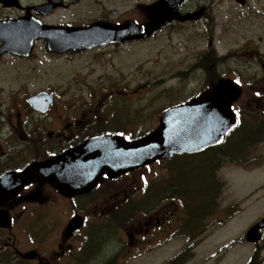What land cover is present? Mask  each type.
<instances>
[{"label":"flooded vegetation","instance_id":"af4514ba","mask_svg":"<svg viewBox=\"0 0 264 264\" xmlns=\"http://www.w3.org/2000/svg\"><path fill=\"white\" fill-rule=\"evenodd\" d=\"M12 1L14 3L9 5L10 0H0L2 9H12L0 17L2 60L9 55L25 61L34 57L38 50L47 54L42 53L45 58L49 54L61 56L63 64L68 66L74 63L72 58L78 54L112 46V59L117 57L114 53L117 48H124L116 62L129 69L131 63L125 53L127 47L133 43H143L138 40H151L170 25L181 24L173 27L178 29V37H200L196 51L201 63L199 69L206 79L210 78L207 60L212 50L242 48L239 44L242 41V30L252 34L258 20H264V0H170L173 9L171 19L164 20L151 37L144 38L142 35L146 33L145 26L149 22L147 12L144 20L138 17L131 19L116 10H103L85 23H56L50 17L53 11L67 6L66 0L55 1L59 3L55 8L52 0H40L37 3ZM164 7L171 10V3ZM34 24L63 26L65 32L42 34L32 29ZM95 24L108 29L130 25H134V28L133 32L127 28L123 32L98 33L94 39H88L92 34H84L77 38L86 39L81 43H65L66 39H76L78 35L74 33L69 38L67 30L73 33L74 28ZM2 25L9 29L2 31ZM24 28L30 31L26 32ZM51 41L63 44L58 42L61 46L53 47ZM252 41L253 38H249L246 43ZM37 45L41 47L36 49ZM190 50L195 51L193 47L181 44L179 57L188 56ZM226 55L222 53L216 56L220 59ZM43 61V58L40 59V62ZM26 63L30 66V62ZM31 69L24 70L21 76L24 80L34 78V67ZM28 72L32 75L25 78ZM47 73L42 74V77H48ZM127 80V74L122 70L116 75L101 78L109 86L86 82V90H75L69 85L67 90L61 91L43 81L42 87L35 91L27 90L19 94L10 92L8 95L0 93V264H125L132 252L125 251L115 243L114 237L118 232L121 231V236L129 239L134 249H139L143 244L140 235L146 237L164 233L168 239L191 223L193 218L189 216L185 202L191 203L193 198L188 193H178L172 184L153 189L148 179L153 163L122 173L102 170L85 185L92 188L87 191L82 189L83 186L64 191V187L52 178L51 173L56 174L52 169L57 165L62 167L70 182L78 177V172L85 173L87 161L75 157L83 153V146L90 140L119 137L123 145L124 141L135 142L148 135L147 111L151 110L148 103L152 100L146 99L144 103L134 101L136 97L141 98V92L147 98L146 80L141 82L142 85L129 90L125 89ZM24 85L27 88V84ZM160 92L150 98H156ZM150 117H158L156 109L151 111ZM159 121L160 118H157L155 128ZM63 156V160H56ZM176 158L155 162L170 163ZM51 163H55L52 168H44ZM35 166L43 170L29 173ZM15 175L19 176L22 184L13 190L15 184L9 188L13 181L7 176ZM130 211H142L146 218L144 224L139 223L133 230H121L120 226L129 218ZM3 214L6 220H3ZM76 217L82 225L67 235L66 228ZM182 221L186 224L180 227ZM204 228L199 232L204 231ZM191 230L190 225L188 231ZM54 231L56 238L50 241L49 237ZM190 237H194V231ZM110 242L112 249L105 255L104 250ZM179 255L187 257L185 251ZM100 256L101 259H98Z\"/></svg>","mask_w":264,"mask_h":264},{"label":"rangeland","instance_id":"374dc122","mask_svg":"<svg viewBox=\"0 0 264 264\" xmlns=\"http://www.w3.org/2000/svg\"><path fill=\"white\" fill-rule=\"evenodd\" d=\"M23 1L37 3L40 0ZM66 1V7L53 11L51 21L85 23L97 17L103 10H108V12L116 10L131 19L138 17L144 20L146 12L148 15L147 6L154 3L150 0ZM58 5L59 3H54L53 8ZM11 11L12 9L0 7V17ZM149 20H151L150 17ZM175 26H181V24L170 25L159 31L151 40H138L143 43H133L127 47L125 53L130 57L131 67L129 69L123 68L116 62L121 56L120 52L123 51V47L114 51L117 54L114 59L111 58L112 46H108L105 49L97 48V50L87 51L83 55L78 54L72 58L74 63L68 66L63 64L61 56L49 54L45 58L42 53L47 54L38 50L34 57L25 61L9 55L5 56L3 60L0 59V93L8 95L10 92L19 94L27 90L35 91L42 87L43 81L61 91L67 90L69 85H72L75 90L78 88L86 90V82L109 86L110 84L103 83L101 78L116 75L124 70L128 77L125 88L127 90L142 85L141 82L146 80L147 98H144L145 93L141 92V98L136 97L134 101L144 103L146 99L154 97L155 93L161 91L154 106L158 108L159 105L163 110L170 105L183 103L188 98L196 96L211 84L213 77H216L213 79L216 81L221 77L239 74L244 86L241 87L239 101L236 103L238 115L241 114L242 121L252 123L264 120V99L257 100L255 94L264 92V69H262L264 65V20H258L252 34L247 33L245 29L242 30V41L239 43L243 46L242 48L230 51L220 48L212 50L211 57L207 60L210 71L209 79H206L203 71L199 69L201 63L196 48L200 37L191 35L190 38L182 39L176 34L178 29H174ZM249 38H253L252 43H246ZM181 44L189 45L195 51L190 50L188 56L179 57L178 50ZM40 47L37 45L36 49ZM222 53H227V55L219 59L216 55ZM42 58L43 63L40 62ZM26 62H30V66L34 67V78L28 81L21 77L24 70H32ZM82 69L83 71L77 74ZM45 73L48 77L43 78L42 74ZM225 74L226 76H223ZM31 75L32 73L28 72L25 78ZM24 84H27V88ZM156 119L149 116L148 132L155 128ZM209 158L207 161H210ZM199 160L200 158H178L173 167L171 163L154 162L148 174L150 186L156 189L158 186L172 184L178 186L179 193H185L186 190L192 194L198 192L202 184L201 177L205 175V171L209 173V168L206 166L197 165L199 168L193 166ZM214 168H217L216 176L223 183L224 188L222 198H220V217L234 214L235 210L240 207L239 214L232 218L227 217L225 222L220 223L211 213H208L204 219L201 218L197 222L192 220L168 239L164 233L150 234L146 237L140 235L143 244L139 249H134L129 239L121 236L120 231L114 237L115 243L125 251L132 252L125 264H169L174 257L184 251L187 257H192L185 264H264V238L262 237L257 242L246 239L247 232L264 217V142H255V145L249 147L244 153L242 151L233 153L222 162L215 164ZM157 179L160 183L158 185H156ZM206 179H208L207 175ZM128 214H130L129 218L120 226L121 230L128 228L133 230L139 223L144 224L146 218L142 211H130ZM184 224L186 223L182 221L180 227ZM190 225L192 230L188 231ZM202 227H205L204 231L199 232ZM193 231L195 236L189 238ZM260 233L262 235V232ZM55 238L56 231L50 235L49 240L53 241ZM111 249L110 242L104 254L106 255V252ZM98 259H101V256Z\"/></svg>","mask_w":264,"mask_h":264},{"label":"water","instance_id":"95a60500","mask_svg":"<svg viewBox=\"0 0 264 264\" xmlns=\"http://www.w3.org/2000/svg\"><path fill=\"white\" fill-rule=\"evenodd\" d=\"M166 3L167 1H160L148 7V14L150 15L153 21L151 24L152 28L149 30L148 36L152 33L154 29L160 26V24L162 23L161 22L162 19H164L166 17L165 15L169 12L168 8L166 7L162 8V6L166 5ZM168 18L171 19L170 16H168ZM35 26L38 29H43V28L52 29V30L53 28L59 29L58 27L55 26H46V25L43 27L39 25H35ZM95 28L96 27L89 28L88 29L90 31L89 34H93L95 31H91V30H94ZM2 29L6 30L7 28H2ZM15 32L18 31L15 30ZM39 32L44 33L46 31L39 30ZM240 93H241L240 86L236 85L232 80L230 79L220 80L218 83H216L213 86V89L211 91L203 93L201 96L191 100L189 103H187L184 106L166 112L160 120L159 127L153 133H151L147 138L130 144L124 143L123 145L120 144V141H117V145L114 144V146H117L118 148L125 147L126 148L125 152L121 153L120 155L110 154L107 160L117 161L118 158L122 159L123 157H127L130 159V160L128 159L127 164H131L136 161H142L141 165H147L152 161H154V158L148 159V156L150 155V152L152 150L151 147L152 146L155 147L158 144H160L161 150L163 152V153H159V157L164 158L167 157L166 155L168 153H170V155H175L178 153H185V152L186 153L200 152L205 147L221 143L224 137L228 133H230L232 129L235 127L236 119L234 112L232 110V104L239 97ZM189 113L192 114L194 113L193 120L188 115ZM197 114L203 116H210L208 120L209 121L208 125L204 126L202 125L203 122L199 123ZM185 115H187V120L185 122V125L183 127L177 126V118ZM171 117H174L175 121L172 124L171 129L166 130L167 127L165 124ZM203 134L208 135L206 139V141H208L207 143L208 145L207 144L203 145L202 143L204 142V140L201 138ZM83 147H85V145ZM101 155L102 154L99 152L98 153L93 152L88 154L81 153L76 155L75 158H81L84 161L92 160L93 161L92 165L96 166L101 162V157H100ZM63 158L64 156L61 158H57L56 160H63ZM54 164L55 163H51L50 165L44 168L45 169L52 168ZM59 165H62V163ZM103 167H108V166H103ZM134 167L137 166L131 165L128 166V168L126 169H133ZM40 170L43 169H38V167L35 166L30 169L29 173H36V171H40ZM53 170L56 171V173L59 174L60 177L63 176L64 178L67 177V174L64 172L62 167L60 168L57 165L55 168L52 169V171ZM123 171H125V169L119 170L118 173H122ZM51 175L55 182L61 184L64 187V191L74 190L76 189V187H82V186H83L82 189L84 191L92 189L89 188V186L86 187L85 182L81 183L80 186H75L72 184V182L68 181L67 178L65 182H63L60 178L55 177L56 174L54 172H52ZM16 177L19 178V176ZM83 177H85V175ZM96 180L94 183H96ZM3 220H6V215H3ZM81 225L82 224L80 219L74 218L67 226L66 234L69 235L73 233V231L78 229ZM262 228H264V219H262L260 222L255 224L247 232L246 239L251 242L259 241L261 239V233L259 232V230Z\"/></svg>","mask_w":264,"mask_h":264},{"label":"trees","instance_id":"16d2710c","mask_svg":"<svg viewBox=\"0 0 264 264\" xmlns=\"http://www.w3.org/2000/svg\"><path fill=\"white\" fill-rule=\"evenodd\" d=\"M258 141L264 142V120L255 121L254 123L241 121L239 127L225 138L224 143L208 149L202 155H194L196 157H204L206 160L200 159V161L195 162L193 166L198 167L197 165H201L209 168V173L205 171V175L201 177V188L198 192L194 193L196 199L195 204L190 205L185 202L188 206L189 213L194 217V222H197V220L201 218H205L207 216L205 212H210L215 215L219 210L220 198H222L224 188L223 183L216 176L217 168H214V165L230 157L233 153L241 151L244 153L245 150L254 146L255 142ZM207 158H209L210 161H207ZM243 162H245V160H243ZM206 175L208 179L205 180ZM258 250L259 248L257 251ZM191 258L192 257H183L179 255L173 258L169 264H185L186 261Z\"/></svg>","mask_w":264,"mask_h":264},{"label":"bare ground","instance_id":"6f19581e","mask_svg":"<svg viewBox=\"0 0 264 264\" xmlns=\"http://www.w3.org/2000/svg\"><path fill=\"white\" fill-rule=\"evenodd\" d=\"M168 3H171V1H168L166 4H168ZM165 6V5H164ZM164 6H162V8L164 7ZM165 8V7H164ZM170 11V10H169ZM33 29V28H32ZM31 29V30H32ZM22 30V29H21ZM20 30V31H21ZM24 30L26 31V32H28V31H30V30H26L25 28H24ZM19 32V31H18ZM21 32H24V31H21ZM58 42H60V41H58ZM58 42H53V41H51L50 42V44L53 46V47H59V46H61ZM61 44H63V42H60ZM106 144V141H101L100 143H99V146L100 147H103L104 145ZM14 184H17V182L16 183H14Z\"/></svg>","mask_w":264,"mask_h":264}]
</instances>
